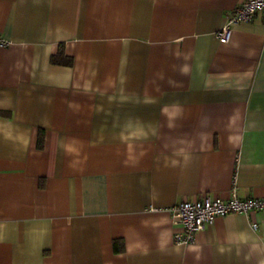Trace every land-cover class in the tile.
<instances>
[{
	"label": "crops",
	"instance_id": "crops-1",
	"mask_svg": "<svg viewBox=\"0 0 264 264\" xmlns=\"http://www.w3.org/2000/svg\"><path fill=\"white\" fill-rule=\"evenodd\" d=\"M242 2L0 0V264H264V212L181 244L167 211L264 198V18L217 39Z\"/></svg>",
	"mask_w": 264,
	"mask_h": 264
},
{
	"label": "built area",
	"instance_id": "built-area-1",
	"mask_svg": "<svg viewBox=\"0 0 264 264\" xmlns=\"http://www.w3.org/2000/svg\"><path fill=\"white\" fill-rule=\"evenodd\" d=\"M257 14L264 18V0H244L226 15L223 26L217 32L218 41L228 42L234 26L251 22ZM4 44L0 39V45ZM167 211L172 225L179 230L173 235L175 242L190 244L196 234L204 230L216 217L230 214L249 216L264 212V198L240 199L234 188L227 200L202 196L192 201H181ZM252 228L256 229L257 225L253 223Z\"/></svg>",
	"mask_w": 264,
	"mask_h": 264
},
{
	"label": "trees",
	"instance_id": "trees-1",
	"mask_svg": "<svg viewBox=\"0 0 264 264\" xmlns=\"http://www.w3.org/2000/svg\"><path fill=\"white\" fill-rule=\"evenodd\" d=\"M53 63L56 64H63V65H70L71 60L68 58H64L61 53H59L57 56L52 57L51 60ZM43 144V134L39 133L38 140H37V148L41 149Z\"/></svg>",
	"mask_w": 264,
	"mask_h": 264
}]
</instances>
